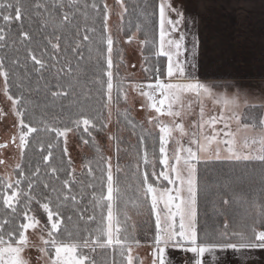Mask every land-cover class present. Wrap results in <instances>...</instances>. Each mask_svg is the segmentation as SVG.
<instances>
[{
  "label": "snow or ice",
  "instance_id": "obj_1",
  "mask_svg": "<svg viewBox=\"0 0 264 264\" xmlns=\"http://www.w3.org/2000/svg\"><path fill=\"white\" fill-rule=\"evenodd\" d=\"M185 25L172 0H0V264L264 252V102L201 80Z\"/></svg>",
  "mask_w": 264,
  "mask_h": 264
},
{
  "label": "crops",
  "instance_id": "obj_2",
  "mask_svg": "<svg viewBox=\"0 0 264 264\" xmlns=\"http://www.w3.org/2000/svg\"><path fill=\"white\" fill-rule=\"evenodd\" d=\"M172 2L185 12L189 41L197 37L201 80L221 92H239L251 102H264V0ZM209 110H215L211 104ZM221 259L233 264L235 258L228 253ZM249 264H264V252L252 253Z\"/></svg>",
  "mask_w": 264,
  "mask_h": 264
},
{
  "label": "rangeland",
  "instance_id": "obj_3",
  "mask_svg": "<svg viewBox=\"0 0 264 264\" xmlns=\"http://www.w3.org/2000/svg\"><path fill=\"white\" fill-rule=\"evenodd\" d=\"M116 22V18L113 17V23ZM127 48V56L130 62H135L137 65L139 64V56L138 53L135 51V46H126ZM0 101H2V98H0ZM0 107H4L3 103H0ZM142 116V113L137 114V119H140ZM12 117H8L6 120L0 122V142H2L4 139L8 138L11 135L12 128ZM103 146L105 148L106 154L108 152L107 147V141H102ZM70 150L72 151L74 159L77 161V168H79V156H78V149L76 148V141L74 140L72 144L70 145Z\"/></svg>",
  "mask_w": 264,
  "mask_h": 264
},
{
  "label": "trees",
  "instance_id": "obj_4",
  "mask_svg": "<svg viewBox=\"0 0 264 264\" xmlns=\"http://www.w3.org/2000/svg\"><path fill=\"white\" fill-rule=\"evenodd\" d=\"M220 167H226V165H220Z\"/></svg>",
  "mask_w": 264,
  "mask_h": 264
}]
</instances>
